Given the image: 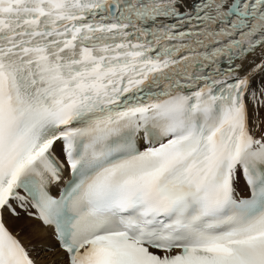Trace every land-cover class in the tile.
Segmentation results:
<instances>
[{
  "label": "snow or ice",
  "instance_id": "snow-or-ice-1",
  "mask_svg": "<svg viewBox=\"0 0 264 264\" xmlns=\"http://www.w3.org/2000/svg\"><path fill=\"white\" fill-rule=\"evenodd\" d=\"M0 264H264V0H0Z\"/></svg>",
  "mask_w": 264,
  "mask_h": 264
},
{
  "label": "bare ground",
  "instance_id": "bare-ground-1",
  "mask_svg": "<svg viewBox=\"0 0 264 264\" xmlns=\"http://www.w3.org/2000/svg\"><path fill=\"white\" fill-rule=\"evenodd\" d=\"M243 186H244L243 185V180L241 178L239 187L242 188ZM23 217L24 216H22L19 220H12V221H10V224H11L12 227L21 230V237L27 243L29 241V239L31 238V234L34 231H36L37 229H39L40 226H39L38 222L31 221V220H28L27 218H23ZM31 242L32 243H36L37 244V247L39 249L40 243H38V241L35 238H32L31 239ZM43 243L44 244H54L55 241L52 240V239H50V238H48V239H45L43 241Z\"/></svg>",
  "mask_w": 264,
  "mask_h": 264
},
{
  "label": "rangeland",
  "instance_id": "rangeland-1",
  "mask_svg": "<svg viewBox=\"0 0 264 264\" xmlns=\"http://www.w3.org/2000/svg\"><path fill=\"white\" fill-rule=\"evenodd\" d=\"M23 218H26V217H23ZM23 218H22V219H23ZM38 243H39V242H38Z\"/></svg>",
  "mask_w": 264,
  "mask_h": 264
}]
</instances>
